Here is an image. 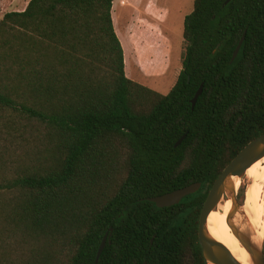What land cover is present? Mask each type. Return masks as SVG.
I'll list each match as a JSON object with an SVG mask.
<instances>
[{"label": "trees", "instance_id": "1", "mask_svg": "<svg viewBox=\"0 0 264 264\" xmlns=\"http://www.w3.org/2000/svg\"><path fill=\"white\" fill-rule=\"evenodd\" d=\"M113 1L0 19V264H94L109 227L97 264H204L208 191L264 134V0H194L167 94L125 75ZM194 182L178 204L147 199Z\"/></svg>", "mask_w": 264, "mask_h": 264}, {"label": "rangeland", "instance_id": "2", "mask_svg": "<svg viewBox=\"0 0 264 264\" xmlns=\"http://www.w3.org/2000/svg\"><path fill=\"white\" fill-rule=\"evenodd\" d=\"M28 2L29 0H0V19L5 12L23 10ZM193 2L194 0L113 1L112 21L123 49L125 75L128 78L161 94L170 91L176 79V71L182 68L184 18L192 11ZM261 161L264 163V160ZM256 177L243 176L240 179L237 196L243 188L241 204L247 203L248 196H254Z\"/></svg>", "mask_w": 264, "mask_h": 264}, {"label": "water", "instance_id": "3", "mask_svg": "<svg viewBox=\"0 0 264 264\" xmlns=\"http://www.w3.org/2000/svg\"><path fill=\"white\" fill-rule=\"evenodd\" d=\"M228 1V0H227ZM245 38V31L243 32L238 44L236 45L231 61L237 56L241 45ZM203 84H201L191 99V105L194 107L198 97L202 93ZM186 133L183 134L174 144L178 146L185 138ZM264 157V134L249 141L224 167L222 172L213 182L206 199L203 203L199 214L198 222V238L202 250L204 264H241L230 251L219 241L213 238L207 228V219L211 211H219V206L226 201H230V208L227 213V220L232 234L239 241L250 256L251 264H264L263 242L257 245L252 240V228L248 223L242 204L237 198V186L235 178L241 179L245 176L246 170L254 163ZM200 182H194L179 189L166 192L157 196L147 198L150 202L155 203L159 208L169 207L178 204L182 198L193 194L200 188ZM237 219H240L238 221ZM113 228L109 229L104 234L101 243L98 247L94 264H97L99 257L106 245L107 240L112 234ZM264 241V240H263ZM152 242V240H151Z\"/></svg>", "mask_w": 264, "mask_h": 264}, {"label": "bare ground", "instance_id": "4", "mask_svg": "<svg viewBox=\"0 0 264 264\" xmlns=\"http://www.w3.org/2000/svg\"><path fill=\"white\" fill-rule=\"evenodd\" d=\"M264 157L250 166L245 176L247 178L256 177L254 186L255 194L248 196L247 203L242 204L244 215L252 228V240L261 245L264 240ZM259 165V166H258ZM255 182V180H254ZM239 178H235L238 187ZM250 186V185H249ZM247 194V193H246ZM230 208V201H226L219 206V211H211L207 219V228L210 235L222 243L241 264H251L248 252L241 247L239 241L232 234L227 220V213ZM240 221V219H237Z\"/></svg>", "mask_w": 264, "mask_h": 264}, {"label": "crops", "instance_id": "5", "mask_svg": "<svg viewBox=\"0 0 264 264\" xmlns=\"http://www.w3.org/2000/svg\"><path fill=\"white\" fill-rule=\"evenodd\" d=\"M125 69H126V67H125ZM181 69V68H180ZM180 69H178L177 71H176V73H175V76H176V78H177V75L179 74V72H180ZM129 77H133V76H129ZM176 80V79H175ZM175 83V82H174ZM174 85V84H173Z\"/></svg>", "mask_w": 264, "mask_h": 264}]
</instances>
